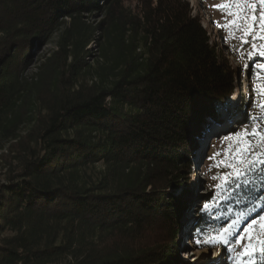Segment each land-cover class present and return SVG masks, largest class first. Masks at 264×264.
<instances>
[{
	"label": "trees",
	"instance_id": "16d2710c",
	"mask_svg": "<svg viewBox=\"0 0 264 264\" xmlns=\"http://www.w3.org/2000/svg\"><path fill=\"white\" fill-rule=\"evenodd\" d=\"M230 63L184 0H0V264H183L196 141L231 98ZM251 108L237 104L239 125ZM239 136L203 211L241 228L264 210V165L220 178Z\"/></svg>",
	"mask_w": 264,
	"mask_h": 264
},
{
	"label": "rangeland",
	"instance_id": "374dc122",
	"mask_svg": "<svg viewBox=\"0 0 264 264\" xmlns=\"http://www.w3.org/2000/svg\"><path fill=\"white\" fill-rule=\"evenodd\" d=\"M189 4L193 15H198L201 25L212 41L218 46L219 51L228 59L232 66L239 69L238 78L234 83V90L230 100L219 107L218 117L215 120H206L202 127L201 135L197 138V149L190 178L191 205L182 214L181 232L179 238V259L183 264H257L264 260V253H260L258 240L264 238V210L244 227L228 224L221 216V206L215 205L207 212L203 211L205 202L211 199L215 185L217 169L215 168L220 155L219 151L224 147L226 134L231 129L239 132V147L252 150L250 138L259 139L264 135V23L261 22V12L264 6L259 0L249 7L250 0H184ZM142 0H124V6L133 11L141 4ZM223 5V7H217ZM239 15H236V14ZM246 17V19H244ZM91 23L97 24L102 17L95 15L89 18ZM236 21L232 24V21ZM243 20V23L241 21ZM248 26L249 34L244 36V28ZM241 37L247 42H242ZM53 49L52 44L46 45L41 51H36L34 59L47 50ZM92 57L88 63H92L98 52L97 43L89 45ZM38 58V57H37ZM36 58V59H37ZM94 63V62H93ZM92 63V64H93ZM33 70V69H32ZM239 92V98L236 97ZM247 102L251 104L256 122L247 125H239L242 119L241 112L237 111V104ZM28 125L23 129L25 132ZM259 130L257 135L245 136ZM225 136L219 143V140ZM4 149H1L2 152ZM97 165L95 172L100 170ZM5 166L0 161V183H4ZM204 218V231H195L194 223L197 218ZM229 229L227 235L224 230ZM247 230V231H246ZM251 238V239H250ZM210 241V243L208 242ZM251 243L253 249L247 256L242 255L243 250Z\"/></svg>",
	"mask_w": 264,
	"mask_h": 264
},
{
	"label": "snow or ice",
	"instance_id": "6c2138e0",
	"mask_svg": "<svg viewBox=\"0 0 264 264\" xmlns=\"http://www.w3.org/2000/svg\"><path fill=\"white\" fill-rule=\"evenodd\" d=\"M256 2V0H250L249 7H252V5ZM259 3L264 6V0H259ZM217 7H223V5H217ZM236 15H239L238 13ZM246 19V17L244 18ZM261 22L264 23V11L261 12L260 16ZM232 24H235L236 21H232ZM243 23V20L241 21ZM249 34L248 32V26H245L244 28V36H247ZM242 42H247L244 40L243 37H241ZM264 54V53H261ZM259 130L253 131L251 134L245 132L244 135L247 137L249 135H257ZM232 135H238L237 133H233ZM261 141L264 142V135H261L260 137ZM251 147V146H249ZM239 155L234 158L232 162H225L221 161L220 163L226 167L229 168L231 171L224 176L220 177L223 179L226 183L233 179H239L243 176H246L248 172L252 171L253 168L257 163L264 165V153L260 154L259 156H256L253 151H249L246 149H239ZM215 179V177H214ZM264 220V217L261 218ZM253 223H256V221H253ZM229 229L224 230V235H227V232ZM247 231V230H246ZM251 239V238H250ZM210 243V241H208ZM258 244L260 245L259 251L260 253H264V238H261L258 240ZM253 249V246L251 243L248 244V246L243 250L242 255L247 256L249 254V250Z\"/></svg>",
	"mask_w": 264,
	"mask_h": 264
}]
</instances>
